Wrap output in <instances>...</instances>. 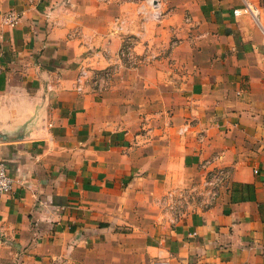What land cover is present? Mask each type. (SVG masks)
Wrapping results in <instances>:
<instances>
[{
  "label": "crops",
  "instance_id": "obj_1",
  "mask_svg": "<svg viewBox=\"0 0 264 264\" xmlns=\"http://www.w3.org/2000/svg\"><path fill=\"white\" fill-rule=\"evenodd\" d=\"M138 5L0 0V264H264V0H162L158 24ZM125 35L155 57L77 94L79 63ZM214 157L219 197L171 222L162 200Z\"/></svg>",
  "mask_w": 264,
  "mask_h": 264
},
{
  "label": "built area",
  "instance_id": "obj_2",
  "mask_svg": "<svg viewBox=\"0 0 264 264\" xmlns=\"http://www.w3.org/2000/svg\"><path fill=\"white\" fill-rule=\"evenodd\" d=\"M100 3L118 2L120 0H96ZM138 14L141 22L152 21L160 23L164 18L162 0H138ZM234 15H251L259 22V9L249 3L242 8L233 10ZM19 21V15L9 11L3 16V22L9 26H15ZM118 29H121L122 20H115ZM140 36L125 35L120 48L111 53L107 49L92 51L88 57L79 63L73 80V90L77 94L93 93L102 94L112 84L114 76L125 69H134L137 66L149 62L155 55L152 49L146 48L143 54H137L135 47ZM175 43L173 42L172 45ZM90 56V57H89ZM103 61L102 66L99 65ZM187 130V125L181 132ZM216 158L204 160L200 164L201 177L199 181L177 190L168 192L162 200L164 208L171 213V222H177L195 211H205L213 206L220 195L221 190L229 181V172L215 164ZM254 172H257L254 169ZM15 178L10 173L6 163L0 158V194H9L13 191ZM153 264H167L166 261L158 260Z\"/></svg>",
  "mask_w": 264,
  "mask_h": 264
},
{
  "label": "rangeland",
  "instance_id": "obj_3",
  "mask_svg": "<svg viewBox=\"0 0 264 264\" xmlns=\"http://www.w3.org/2000/svg\"><path fill=\"white\" fill-rule=\"evenodd\" d=\"M150 61V60H149ZM124 71V70H123ZM117 76V75H116ZM116 76H114V78L116 77ZM109 90V89H108ZM107 90V91H108ZM107 91H105V92H107ZM105 92H103L102 94H98V96H101V95H103V94H105Z\"/></svg>",
  "mask_w": 264,
  "mask_h": 264
}]
</instances>
